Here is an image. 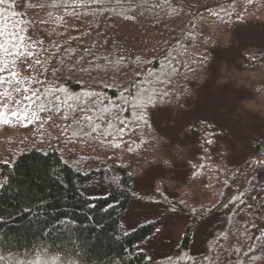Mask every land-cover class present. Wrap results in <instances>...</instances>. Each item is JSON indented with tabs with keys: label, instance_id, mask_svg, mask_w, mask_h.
<instances>
[{
	"label": "trees",
	"instance_id": "trees-1",
	"mask_svg": "<svg viewBox=\"0 0 264 264\" xmlns=\"http://www.w3.org/2000/svg\"><path fill=\"white\" fill-rule=\"evenodd\" d=\"M223 7L232 8L226 22L234 32L250 22L241 9L264 10V0L0 5L23 41L19 55L0 52L7 66L0 76L8 79L0 93H11L8 100L0 96V264H207L211 254L218 264H264V132L251 139L242 163L224 168L211 205L190 207L158 195L159 215L130 230L124 224L131 205L143 200L137 172L147 156L143 135L152 112L169 104L204 116L199 97L211 42L198 19ZM247 48L264 63V48ZM55 68L60 72L53 76ZM37 89L39 99H25ZM187 131L213 154L230 138L202 117ZM177 215L187 218L186 230L169 246L158 233ZM204 225L197 253L195 235Z\"/></svg>",
	"mask_w": 264,
	"mask_h": 264
},
{
	"label": "rangeland",
	"instance_id": "rangeland-1",
	"mask_svg": "<svg viewBox=\"0 0 264 264\" xmlns=\"http://www.w3.org/2000/svg\"><path fill=\"white\" fill-rule=\"evenodd\" d=\"M244 10L241 9V13L250 22L234 32L226 22L232 11L230 7L198 19L199 26L204 24L203 28L207 29L211 42L208 62L205 63L207 85L199 97V111H203L204 116L169 104L152 112V124H148L143 135L148 152L137 172L141 178L139 186L143 200L132 204L128 210L124 221L126 229L136 227L145 217L154 219L159 215L158 195L190 207L211 205L221 192L224 168L228 164L242 163L253 143L251 139L264 132V63H256L252 60L253 51L246 50L253 44L264 48V10L252 13ZM24 68L25 65L22 66ZM201 117L211 125L223 128L230 137L226 142L219 141L214 150L218 158L212 149H204L203 141L197 143L195 135L187 131V127ZM20 119L18 117V123ZM53 136L56 138L58 134L54 132ZM124 148L122 141L119 143V155L122 157L126 154ZM205 179L206 183L203 182ZM144 193L149 199H144ZM248 223L244 231L246 238L249 237ZM186 224L187 218L177 215L161 225L158 237L169 246L178 243ZM205 227L195 235L197 253L203 252L200 239ZM206 259L207 264L219 262L213 254Z\"/></svg>",
	"mask_w": 264,
	"mask_h": 264
},
{
	"label": "snow or ice",
	"instance_id": "snow-or-ice-1",
	"mask_svg": "<svg viewBox=\"0 0 264 264\" xmlns=\"http://www.w3.org/2000/svg\"><path fill=\"white\" fill-rule=\"evenodd\" d=\"M92 3H102L103 0H91ZM7 0H0V5L6 4ZM9 17H7L3 11H0V52L8 53L9 55H19L22 51V48L20 45H22L23 41L22 38L15 35V25H12L11 28L9 27ZM27 55H31V53H27ZM83 59V57H81ZM36 64H40V60L35 61ZM78 63V62H77ZM7 66L3 65L2 62H0V73L4 72L6 70ZM73 70V69H70ZM46 71V69H45ZM80 71H87V69H80ZM58 72H60V68L53 69V76H55ZM12 79H15V73L12 74ZM8 82V79L0 76V85H3ZM19 83V81H16ZM25 92H28L29 89H25ZM55 91H61V89H55ZM39 90L32 91V94L29 96H26V100H33V98L39 99V96L37 93ZM46 97L49 95L48 92H45L44 94ZM87 95L91 96V93H88ZM0 96H3L5 100L11 99V93H8L7 95L5 93H0ZM76 99H79V97H76ZM52 101H49V104H51ZM56 103H60V97H56ZM87 103V101L83 102ZM93 104H95V101H93ZM69 107H72L69 105ZM44 105H41V109L43 110ZM81 112L85 111V108L81 107ZM87 111H92V105H89L87 108ZM124 111H127V109H124ZM14 116H19V113H13ZM26 119V117H25ZM89 120H91V117H88ZM79 123V121H77ZM125 123L123 119H121V124ZM93 132L96 131V128L92 129ZM123 131V129H121ZM208 143H211V141H208ZM2 187V186H0ZM19 264H24L23 261L19 262Z\"/></svg>",
	"mask_w": 264,
	"mask_h": 264
}]
</instances>
